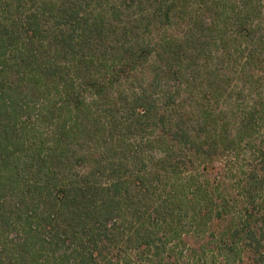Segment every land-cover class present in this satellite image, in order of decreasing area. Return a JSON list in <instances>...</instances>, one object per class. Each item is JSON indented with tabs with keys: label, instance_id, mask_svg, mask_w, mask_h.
Masks as SVG:
<instances>
[{
	"label": "trees",
	"instance_id": "obj_1",
	"mask_svg": "<svg viewBox=\"0 0 264 264\" xmlns=\"http://www.w3.org/2000/svg\"><path fill=\"white\" fill-rule=\"evenodd\" d=\"M225 3L0 0V264H185L182 251L195 264H215V252L228 264H264V0ZM180 27L184 34L176 35ZM189 44L195 57L205 44L216 46L209 54L225 69L220 112L210 103L216 81L199 92L203 102L194 109L180 101L183 90L197 87L192 77L181 78ZM190 63L194 71L198 64ZM129 92L134 124L156 119L158 137L170 147L160 165L143 163L147 171L136 177L134 195L112 164L108 181L98 178L105 168L99 161L82 163L67 176L53 158L59 146L31 147L30 132L20 125L47 93L60 99L51 118L68 114L85 125L95 102L108 112ZM21 95L32 104L18 105ZM178 145L192 157L181 158L173 149ZM41 152L51 159L49 171L35 164L27 189L19 188L24 202L14 200L9 208L5 195L17 188L16 170L24 167L16 156H28L26 163L43 158ZM233 170L235 176H228ZM28 203L36 210L28 211ZM183 218L193 231L182 232Z\"/></svg>",
	"mask_w": 264,
	"mask_h": 264
},
{
	"label": "rangeland",
	"instance_id": "obj_2",
	"mask_svg": "<svg viewBox=\"0 0 264 264\" xmlns=\"http://www.w3.org/2000/svg\"><path fill=\"white\" fill-rule=\"evenodd\" d=\"M195 0H191V4ZM223 4L221 6H225L227 0H220ZM240 1V0H239ZM228 2H232V0H228ZM110 6V5H109ZM192 8L199 10L197 4H192ZM97 8L105 7V2L101 3V5H96ZM226 8H229L227 6ZM104 9L100 10H93L92 15L97 14L99 11L102 12ZM208 11V13L213 14V12L209 10H202ZM222 10L220 11V13ZM224 19V16H221V20ZM183 27V25H181ZM182 27H180V30H174V33L176 35H182L184 32L182 31ZM223 32V30H221ZM225 31H228L227 29ZM188 49L184 51L186 54V59L182 65V76L181 78L183 80L190 79L192 77V81H195L197 84L198 89L194 87V90L190 88V91H182L180 93V97L182 96L181 100L186 101V105L193 108L197 107L200 103L203 102L204 95H200L199 92L205 91V88L207 87V84L213 81L217 82V96L212 97L210 103L212 106L218 110L219 112L224 109V98L220 95L224 88V77L223 72L225 69H222V62L219 57H216L215 55L209 54V48L216 49L215 45L213 44L211 47L208 46V44L204 45V53H200L198 56L195 55V52L189 51ZM184 47L185 44H183ZM215 52V50H212ZM87 53V50H85ZM100 53V51H95ZM81 54V51L79 52ZM69 59V58H68ZM63 59V60H68ZM148 60V61H147ZM147 60L143 59L147 65H153L154 59L153 58H147ZM194 64L197 63L198 66L193 71L191 68L192 65L190 62ZM70 62V61H68ZM191 64V65H190ZM225 65V64H223ZM206 72V73H205ZM189 73L190 75L188 77H185V74ZM193 73L194 76H191ZM145 77V76H144ZM146 78V77H145ZM191 80V79H190ZM123 85L126 87L128 82H124ZM174 82V80H172ZM237 83V80H236ZM215 84V83H214ZM193 86V84H191ZM116 87V86H115ZM205 87V88H204ZM43 86H41V89ZM156 89L158 91L155 92V97L158 99V103L162 102L164 100L162 93L160 92L159 88L156 85ZM182 90V89H181ZM229 91V89H228ZM229 92H233L232 94H236L238 92V89H235L234 91L230 90ZM112 93V92H110ZM108 96H112V94H107ZM129 98L127 101H121L114 110L110 111H103V103L101 101H97L94 103L92 108L95 110L90 114V119L85 125H77V123H74L73 120H68L67 115L68 114H62L59 118H57L59 121L56 120V118H51L50 111L53 110V107L56 108L59 105L60 99L59 97L51 96L50 94H45L39 96V100H35V103L38 104L35 108H30L28 113L23 114L21 119L20 125H23L22 127H26V131L30 132V135L28 138L29 144L31 147H33L35 144L38 146L40 142L43 143V146L51 149L50 147H53L55 144L59 147L56 149V152L53 153L54 161L59 162L63 165L62 170H67L66 175L69 176L70 171L74 173V169H78L82 163H91L99 161L98 164H101L104 168V171L101 175V177H98L101 181H108L111 176L113 175V172H111L112 168H109V164L114 165L115 167H118V174L119 176L123 177L125 176L128 181H130V185L128 186L129 191H131L130 194L134 195L137 193L135 188V180L138 176H143V173L145 174L147 171V168H143V163L146 161H152L153 165H160L159 163L164 161L163 153L166 150H169L170 147L165 146L166 143L162 142L161 139L158 137V126L156 125V119L150 118L148 119V124L146 123L147 120L142 119L141 122L134 124L133 120L129 117V113L127 109L130 108L131 100H134L133 95L129 92ZM136 96V95H135ZM211 97V96H210ZM103 99V98H102ZM105 99V98H104ZM229 99V97H228ZM89 101V99H87ZM106 101V100H105ZM16 102L18 105H25L26 103L32 104L33 99H27L23 98V95H21V98H17ZM90 102V101H89ZM112 104V103H111ZM173 108V106H170ZM59 109L63 112L67 113V110L65 108ZM174 109V108H173ZM153 110H157V107ZM54 111V110H53ZM154 111V112H155ZM112 112V113H111ZM97 119L98 124L95 127V124L91 123L93 120ZM141 125V126H140ZM64 126L62 129L61 127ZM79 126V128L77 127ZM21 127V128H22ZM23 136L24 133L20 132ZM22 140V139H21ZM172 144V143H168ZM167 145V144H166ZM174 150L180 151L182 154L181 158L185 159L186 157H192V154L188 152L187 150H184L181 145L175 146L173 148ZM61 150H63L64 154H61ZM29 153V152H28ZM42 154V152L40 153ZM39 154V155H40ZM81 157V160H77L76 157ZM17 160L19 165H24L23 168H18L16 170V176L19 179L20 183L17 186V188L13 189V192L9 193L6 196V202L5 204L10 208L11 202L14 200L21 201V198L17 195H20L21 192H19L20 185L22 186L24 184V189L26 190L30 180V177L34 175L33 169L35 164L40 163L44 165V172L49 171V169L46 167L48 163L50 162V157L46 156V154H42V157H34L33 159H29L28 156H20L17 155ZM185 157V158H184ZM182 160V159H181ZM180 160V161H181ZM216 162V160H215ZM158 163V164H154ZM150 164V163H149ZM151 165V164H150ZM149 166L152 167V165ZM238 165H234V169L237 168ZM52 171H56L59 173V170L52 168ZM111 172V173H110ZM200 170L198 167H195L193 171V176L195 177V182L201 181L202 178L200 177L201 174L199 173ZM191 173H186L183 176L187 177V175H190ZM236 174V171L233 170L229 173L228 176L234 177ZM15 175V172H14ZM116 175V174H115ZM15 176V177H16ZM40 176H44V173H41ZM197 176V178H196ZM114 177V175H113ZM153 189V188H151ZM26 197L25 200L29 199L30 196H28V191H26ZM35 196L32 194L31 197ZM18 197V199H17ZM31 199H29L30 201ZM136 201V200H134ZM21 204V203H20ZM140 204V203H139ZM143 204L140 205L141 208ZM26 209L28 211H34L36 210L35 205L33 204H26ZM235 209V208H234ZM233 210V209H232ZM182 232H189L193 231L192 222H190L189 219H182L181 224ZM11 233H15L14 230L11 231ZM186 235H189L188 233ZM158 237V235L156 236ZM155 237V239H156ZM10 240V237H7ZM178 251V250H177ZM181 254L184 258L182 262H185V264H195V259L188 257L187 253L188 251H182ZM180 252H178L179 254ZM204 255L210 257L212 256L209 252H205ZM133 256V254H132ZM135 256H138L135 255ZM133 256V257H135ZM215 258V264H228V262H225V260H222V257L218 252H215L213 254ZM147 257H145L146 259ZM123 259V258H122ZM129 259V257H127ZM188 259V261L186 260ZM149 263L148 260H146L145 264ZM15 264H19L18 261H15ZM177 264H180L179 262Z\"/></svg>",
	"mask_w": 264,
	"mask_h": 264
}]
</instances>
